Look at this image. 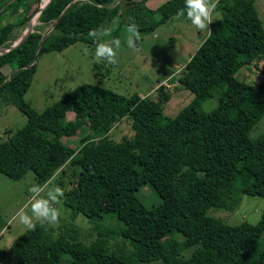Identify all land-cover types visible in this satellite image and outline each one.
I'll return each instance as SVG.
<instances>
[{
    "label": "trees",
    "instance_id": "16d2710c",
    "mask_svg": "<svg viewBox=\"0 0 264 264\" xmlns=\"http://www.w3.org/2000/svg\"><path fill=\"white\" fill-rule=\"evenodd\" d=\"M174 1L176 8L161 15L146 0H52L27 38L0 54L2 99L26 116L24 125L0 136V172L19 180L32 171L43 185L69 164L76 169L75 179L62 202L71 210L70 220L81 213L91 221L117 222L116 227L94 224L96 238L89 243L72 236L74 225L54 235L50 225L37 223L35 230L26 229L0 248L1 263L58 264L64 256L70 264H264V209L255 224L230 225L207 214L211 207L235 209L244 194L264 198V135L248 136L264 114V27L254 0L216 1L220 16L174 75L194 94L174 116L163 115L170 93L162 83L155 99L136 92L123 95L99 82L68 90L41 112L24 99L36 72V41H42L38 53L60 52L77 42L95 49L90 32L117 17L121 23L115 34L133 22L142 34L154 32L184 8L185 0ZM41 4H0V47L22 36ZM252 64L261 80H238L235 73ZM4 66L10 67L9 75ZM217 86L223 87L217 106L202 111V100ZM124 118L131 134L115 139ZM79 133L78 146L61 142ZM144 184L156 190L159 203L146 207L137 197ZM175 232L183 239L175 238ZM113 235L129 241L130 248L110 252L107 243Z\"/></svg>",
    "mask_w": 264,
    "mask_h": 264
},
{
    "label": "rangeland",
    "instance_id": "374dc122",
    "mask_svg": "<svg viewBox=\"0 0 264 264\" xmlns=\"http://www.w3.org/2000/svg\"><path fill=\"white\" fill-rule=\"evenodd\" d=\"M4 0H0V4ZM217 0H213L216 3ZM43 2V0H42ZM258 15L264 27V0H254ZM220 12L214 10L212 19L219 17ZM112 32V37L104 38L102 42H107L111 38H120L122 46L118 49L115 65H109L104 62H97L94 58L95 49L87 47L82 42H77L60 52L43 51L38 53L36 72L33 76L31 85L24 95V99L38 112H41L47 106L53 104L62 97L68 90L73 89L85 83H97L123 95L139 93L149 95L152 98L157 97V86L165 85L166 91L170 93V98L163 105V115L174 116L184 106H186L194 97L189 89L184 88L177 83L174 75L186 64L189 57L195 52L203 38L206 36V29L200 31L196 29L185 16L176 15L168 19L165 23L156 27L154 32L142 34L136 44L135 50L130 49L124 43L126 24L121 25L119 33L115 34L116 28ZM32 27L39 22L37 17L32 18ZM113 21V20H112ZM112 21L108 23L111 26ZM49 28L46 27L44 31ZM24 28L23 32L25 31ZM44 33V32H43ZM21 37V36H20ZM41 41H36L35 53L41 47ZM259 62L258 64H260ZM4 71V70H3ZM9 74V72H8ZM238 80L250 84L258 83L261 78V72L252 65H245L235 73ZM222 86H217L211 97L202 100L200 109L208 112L215 108L219 101ZM0 94V136L5 129L15 130L26 122V116L15 105L4 102ZM72 112L68 113L71 118ZM119 129L114 134L115 139H119L122 134L130 135V122L124 118L117 126ZM82 133L71 137L64 136L61 142L72 147L78 146V139ZM264 135V114L249 130L248 136L254 139ZM76 169L67 164L55 176L47 182V189L60 186L63 191L71 186ZM58 179L63 181L59 184ZM72 179V182H69ZM46 184V183H45ZM43 184V185H45ZM37 185L32 171H28L25 176L19 180H12L0 172V248H7L12 241L24 232L27 228L20 224L18 219L13 217L17 211L23 207L30 198L29 188ZM137 197L141 202L149 207L160 202V197L156 190L149 184H144L136 191ZM60 212L59 223L51 226L56 235L65 226L74 225L76 232L72 236L84 243H89L96 238V231L92 229L94 224H100L103 227H116L115 219L89 220L83 214L78 213L74 221L70 220L71 210L66 207L62 198L55 205ZM264 209V198L259 195H242L238 206L233 210L224 208H209L207 214L223 222L236 225L241 222L255 224L260 220ZM30 215V207L25 209ZM178 240L183 239L179 232L173 234ZM264 240V232L261 236ZM108 250L110 252L120 253L130 248L129 241L119 235H113L108 239ZM56 247V242H52ZM121 250V251H119ZM38 254H43L41 249ZM190 250L186 251L188 255ZM0 264H3L0 262ZM58 264H70L66 257H62ZM139 264H164L161 260L150 262H140Z\"/></svg>",
    "mask_w": 264,
    "mask_h": 264
},
{
    "label": "clouds",
    "instance_id": "9594fccd",
    "mask_svg": "<svg viewBox=\"0 0 264 264\" xmlns=\"http://www.w3.org/2000/svg\"><path fill=\"white\" fill-rule=\"evenodd\" d=\"M216 8V3L213 0H185V6L180 10L178 15L185 16L191 24L198 30L203 31L208 29L213 22L212 13ZM118 18L113 19L111 26H101L99 29H94L90 32L95 40L94 58L97 62H104L109 65L118 63V49L122 46L120 38H111L107 42H101L104 38L112 37L114 28L118 25ZM141 38V33L137 24L130 23L125 29L124 43L130 49L135 50L137 42ZM47 189L45 185H33L29 188L30 198L27 203L21 207L15 216L14 220L19 221L29 230H35L36 224H47L55 226L59 223L60 212L55 207L64 197L65 193L60 186ZM30 207V215L25 209Z\"/></svg>",
    "mask_w": 264,
    "mask_h": 264
},
{
    "label": "crops",
    "instance_id": "0c3cea01",
    "mask_svg": "<svg viewBox=\"0 0 264 264\" xmlns=\"http://www.w3.org/2000/svg\"><path fill=\"white\" fill-rule=\"evenodd\" d=\"M145 3L149 8L158 10L161 15H165L167 13H170L172 10H174L176 8V3L174 0H146ZM207 33H208V29H206L205 35H207ZM37 54H38V52L35 53V55H37ZM37 57L38 56H36V62H37ZM2 70H4L5 74H8V72L10 74V71H11L9 66H4L2 68ZM72 118H73V115L69 119H72Z\"/></svg>",
    "mask_w": 264,
    "mask_h": 264
},
{
    "label": "water",
    "instance_id": "95a60500",
    "mask_svg": "<svg viewBox=\"0 0 264 264\" xmlns=\"http://www.w3.org/2000/svg\"><path fill=\"white\" fill-rule=\"evenodd\" d=\"M52 0H45L39 7H38V9L35 11V13H33V15L31 16V18H30V20L28 21V23H27V25H26V29H25V31L23 32V34H22V36L21 37H19L17 40H15L11 45H9V46H6V47H0V54H2V53H4V52H6V51H8V50H10V49H12V48H14V47H16V46H18L19 44H21L26 38H27V36L32 32V18L33 17H35V16H38L39 15V13L42 11V9L48 4V3H50ZM63 14V12L61 13V15ZM60 15V16H61ZM52 26H53V24L49 27V28H47L45 31H44V33H43V36L45 35V34H47L50 30H51V28H52ZM40 44H42V41H41V43ZM34 62H36V58H35V61Z\"/></svg>",
    "mask_w": 264,
    "mask_h": 264
},
{
    "label": "built area",
    "instance_id": "2783aa9c",
    "mask_svg": "<svg viewBox=\"0 0 264 264\" xmlns=\"http://www.w3.org/2000/svg\"><path fill=\"white\" fill-rule=\"evenodd\" d=\"M44 1H45V0H43V2H44ZM43 2H42V3H43ZM35 17H37V16H35Z\"/></svg>",
    "mask_w": 264,
    "mask_h": 264
}]
</instances>
